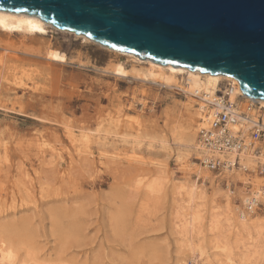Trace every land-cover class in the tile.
<instances>
[{"label":"rangeland","instance_id":"rangeland-1","mask_svg":"<svg viewBox=\"0 0 264 264\" xmlns=\"http://www.w3.org/2000/svg\"><path fill=\"white\" fill-rule=\"evenodd\" d=\"M48 31L0 34V239L14 247L11 264H191L193 254L197 264H264V225L239 235L234 228L241 213L250 214L246 201L259 173L239 171L243 184L232 172H208L204 158L179 145L176 131L198 103L185 96L181 79L169 89L132 73L115 77L113 66L130 70L137 62ZM81 132L93 137L87 147ZM131 150L142 163L124 161ZM150 181L157 184L151 191ZM187 182L197 184L198 209ZM195 210L201 232L186 238L179 222ZM254 210L253 219L263 220L264 204Z\"/></svg>","mask_w":264,"mask_h":264},{"label":"water","instance_id":"water-1","mask_svg":"<svg viewBox=\"0 0 264 264\" xmlns=\"http://www.w3.org/2000/svg\"><path fill=\"white\" fill-rule=\"evenodd\" d=\"M3 11L162 67L231 77L264 101V0H0Z\"/></svg>","mask_w":264,"mask_h":264},{"label":"bare ground","instance_id":"bare-ground-1","mask_svg":"<svg viewBox=\"0 0 264 264\" xmlns=\"http://www.w3.org/2000/svg\"><path fill=\"white\" fill-rule=\"evenodd\" d=\"M49 29L51 30H55V31H60V32H64V33H69L71 35H73L75 38H80L82 39L83 43H88V44H93V45H98L100 46L101 48H104L108 51H111V52H114L115 54H118V55H122V56H126L127 58L131 59L133 62H137V65L133 66L130 70H127L125 68V66H123L121 63L117 64L115 67L113 66L112 67V71L110 72L113 76H119L121 78H124V77H127L129 76L130 73H132L133 75V79L135 78H138L140 81H149V83L151 82L152 83H157V84H161L167 88H171L173 86H177L179 84H177L176 80L178 79H181V84L179 85V87L182 88V91L183 93L185 94V96L190 99L191 101L194 99L195 101H198L197 103V108L196 110H194L192 112V114L188 117V120H189V124L188 126L186 127H182L181 128V131H176L178 134H179V139L181 140L180 142V146L181 147H184L188 152H191L192 154L194 153L197 157H202L204 158V156L206 155V151L203 149L202 146L199 145L198 143V138H197V130L200 129L201 127L202 128H206L207 127V118H206V115H202V111L204 110L205 111V108H204V105L205 103L207 102H211L213 100V98H215L217 92L219 91H223L224 93H226L228 95V99L230 101H233V102H237V101H241V99L246 103V100L248 99L245 98L240 90H239V84L237 81H235V79L231 78V77H226V76H223V75H220V74H207V73H199V72H196V71H189L187 70L186 68H174L173 66H166V67H162L160 65H157V64H152L150 63L149 61H146V60H143V59H139L135 56H133L132 54H129V53H126V52H120V51H114V50H111L109 48H105L99 44H96L94 43L93 41L89 40L86 36L84 35H75L71 32H68V31H65V30H57L55 29L54 27H52L50 24L42 21L41 19L37 18L36 16H31V15H28L26 13H12V12H7V11H3V12H0V34L3 35H8V36H14V35H17V36H20V37H25L28 36V37H36V36H45L46 34L49 33ZM139 64H145L147 65L148 67H143ZM106 71V70H105ZM160 85V86H161ZM172 90V89H171ZM250 99V98H249ZM251 101H254V100H251ZM257 103L260 105V108L264 109V101H258L257 100ZM194 120H196V125H194ZM117 125V124H116ZM68 128V127H67ZM232 130H238L239 129V126L236 125V126H232L231 127ZM72 129V128H71ZM102 131V130H101ZM68 136L72 139L75 138L74 136V133L71 132V131H66ZM245 129H243V135H245ZM105 134H106V131H105ZM111 134V133H110ZM113 135V134H112ZM78 136V135H77ZM100 136V135H99ZM117 137V135H115ZM121 137V134L118 135ZM123 136V135H122ZM108 137V136H107ZM126 137V136H125ZM196 137V138H195ZM246 137V135L244 136ZM93 138L91 137V135H88L87 133L85 132H81V134L79 135V142H83L82 144H84L86 147H87V143L89 142V140ZM96 139V137H94ZM99 138V140H97ZM97 141L100 142V137H97ZM135 139V138H134ZM142 139V138H141ZM98 142V143H99ZM107 142V141H106ZM124 142V141H123ZM246 142H248V140L246 139ZM92 142H90L91 144ZM105 143V142H104ZM107 143H110V142H107ZM127 143V142H126ZM164 143V142H162ZM44 144V143H43ZM139 144V143H138ZM76 145V144H75ZM97 145V144H96ZM101 145V144H100ZM45 145H43L44 147ZM89 146V145H88ZM151 146V145H150ZM165 146V145H164ZM179 146V147H180ZM131 147V146H130ZM149 147V146H148ZM152 148V146L150 147ZM162 148V146H161ZM83 149V148H82ZM91 149V148H90ZM104 149V148H103ZM118 149V148H117ZM134 149V148H133ZM136 149V148H135ZM182 149V148H181ZM86 150V149H84ZM89 150V149H88ZM115 151V150H114ZM130 151V150H129ZM149 152V151H148ZM186 152V151H185ZM81 153V152H79ZM86 153V152H85ZM97 153V152H96ZM82 154V153H81ZM88 154V153H86ZM92 154V153H90ZM107 154V153H106ZM83 155V154H82ZM85 155V154H84ZM109 155H112L109 153ZM183 155V154H182ZM181 155V156H182ZM204 155V156H202ZM91 156V155H90ZM179 155L177 154V157ZM235 156V153L234 154H231V156L229 157V159L233 160ZM236 156L239 157V160H238V163H239V166L238 167H235V168H232L231 170H222L223 173L227 172V173H230L231 172L236 175V177L240 180V182H242L243 184L246 183V178L245 176H242V174L239 172L241 171L242 173L244 172H249L248 170H253L254 172L257 171H261L262 173H259L261 174L262 177L259 176V174L257 173H254V187H253V190H252V194L250 196V201H246L248 204H246V209L248 212H250V214H247V215H250V216H247L245 213H241V215L237 218V221H235V225L236 227V230L235 232L237 231L238 232V235L239 233L241 232H245V233H250V229L251 227L256 228V227H259L260 225H264V218L263 220H259L258 218L260 216L256 215L257 219H253L254 217L251 216V214H254L255 215V206L259 205V203H262L264 204V154L263 152H258V153H255L253 152V149L250 148L249 150L247 148L243 149L240 153H238ZM109 157V156H107ZM121 156H118V155H112L110 156L109 158L115 160L117 159L118 161L121 159L119 158ZM124 157V161H128V162H131V163H142L143 161V158L141 156H139L138 154H136L134 152V150H131V152H125L123 154ZM182 157H185V156H182ZM181 157V161L183 160ZM105 158V157H104ZM224 157L220 156V159H223ZM108 159V158H106ZM179 159V157H178ZM116 160V161H117ZM123 160V159H122ZM204 159H201L200 161L202 162ZM184 161V160H183ZM151 162V161H150ZM154 163V162H152ZM179 163V162H178ZM182 163V162H181ZM129 164V163H128ZM131 165V164H130ZM147 165V164H146ZM152 165V164H151ZM154 165L156 166L157 164L154 163ZM162 165V164H161ZM182 166L184 164H181ZM136 166V165H135ZM140 166V165H139ZM163 166V165H162ZM185 166V165H184ZM137 167V166H136ZM154 167V166H153ZM186 167V166H185ZM156 168V167H155ZM154 168V172L156 170H158V167L155 169ZM160 168V167H159ZM203 168V167H202ZM205 169V168H203ZM235 169H237V171H235ZM164 170V168H163ZM206 170V169H205ZM139 171V169L137 170V172ZM144 172V170H142ZM208 171V170H206ZM235 171V172H233ZM158 171H156L155 173H157ZM165 172V171H164ZM209 172V171H208ZM153 173V175L155 174ZM250 173V172H249ZM167 174V173H166ZM156 175V174H155ZM151 176V175H150ZM170 176V175H169ZM168 176V177H169ZM172 176V175H171ZM153 177V176H152ZM155 179H153L152 181H154ZM172 181V179H170ZM152 181L151 184L153 183ZM170 181V182H171ZM178 182V181H177ZM180 182V181H179ZM178 182V183H179ZM182 182V181H181ZM180 182V183H181ZM141 183V182H140ZM139 183V184H140ZM184 183V182H183ZM147 184V182H146ZM155 184V185H154ZM186 185H189L188 182L185 183ZM185 184H179L180 185V188H183L185 186L186 188V185ZM145 185V184H144ZM156 181L153 183V187L152 185L149 187L148 185V190H152L153 188L156 187ZM174 185V184H173ZM147 186V185H145ZM138 187V185H137ZM190 189L188 190H184V191H188L185 192L188 194V198H189V204L191 205L192 203L194 204V208L198 209L199 208V204L198 203H194V199H202L201 197H198L196 193L197 191V184L195 182L192 183V185L190 184L189 186ZM147 188L145 187V189L147 190ZM179 188V186H178ZM177 188V185H176V189ZM157 189V188H156ZM161 189V187H160ZM159 188L157 189V191L160 190ZM184 189V188H183ZM137 190V189H136ZM181 190V189H180ZM179 189L177 191L178 194L182 191H180ZM156 191V192H157ZM183 191V192H184ZM149 192V191H147ZM154 192V191H152ZM151 193V192H150ZM175 193V192H174ZM182 193V192H181ZM185 193L184 196L186 195ZM177 194V195H178ZM153 195V194H152ZM181 197V194H179ZM183 196V195H182ZM178 197V198H179ZM183 198V197H181ZM180 200V199H179ZM181 201V200H180ZM185 202V200L183 201ZM182 204H185V203H182ZM192 204V205H193ZM201 204V203H200ZM188 205V204H187ZM188 206V208H192L191 206ZM182 206V205H181ZM180 206V207H181ZM198 206V208H197ZM187 208V206H185ZM185 207H182L183 209ZM187 208V210H188ZM201 209V208H200ZM186 210V209H185ZM186 212H189V211H186ZM201 213V211H200ZM200 213H199V210H195V212L193 213H189V217L184 221L185 224L181 222H179L180 224H182L181 226L185 225L184 227H181L183 229H181L179 227V230L178 232H183L182 235L185 233L184 236H186V234H189V233H195V227H197V223L198 221L201 219L200 217ZM186 214V213H184ZM240 214V213H239ZM202 215V214H201ZM214 216V215H213ZM183 217H187L186 215L183 216ZM212 217V216H211ZM120 218V217H119ZM214 219V218H213ZM211 219V222L214 220ZM210 222V221H209ZM212 222V223H213ZM216 222V221H215ZM117 223V222H116ZM200 223V221H199ZM118 224V223H117ZM211 224V223H210ZM214 226L215 224L217 223H213ZM116 225V224H115ZM218 225V224H217ZM216 225V226H217ZM234 225V224H233ZM262 225V226H263ZM179 226V224L177 225V227ZM209 226V225H208ZM215 226V227H216ZM261 226V228H262ZM198 227L199 229L197 230L196 233H198L197 235H200L199 233V230H200V224H198ZM233 227V226H232ZM195 228V229H194ZM210 228V227H209ZM212 228V226H211ZM210 228V230H211ZM214 228V227H213ZM212 228V230H214ZM260 228V227H259ZM258 228V229H259ZM232 229V228H231ZM249 229V231H245ZM257 229V228H256ZM264 229V228H263ZM209 230V229H208ZM233 230V231H234ZM207 231V230H206ZM231 231V230H230ZM209 232V231H208ZM212 232V231H210ZM195 233V234H196ZM219 233V232H218ZM263 233V232H262ZM193 234L191 236H193ZM237 234V233H236ZM260 234V233H259ZM196 235V237H197ZM202 235V234H201ZM263 235V234H262ZM195 236V235H194ZM188 236H186L187 238ZM262 237V236H261ZM192 238V237H191ZM204 238V237H203ZM251 238V237H250ZM253 238V237H252ZM251 238V239H252ZM183 239V237H182ZM185 239V237H184ZM190 239V236L188 238L187 241H189ZM250 239V241H252ZM191 240V239H190ZM257 240V239H256ZM197 241V240H196ZM184 242H186L184 240ZM192 242V241H191ZM249 242V240L247 241ZM256 241L254 240L253 243H255ZM188 243V242H186ZM252 243V242H251ZM250 243V244H251ZM262 243V242H260ZM189 244V243H188ZM216 244V243H215ZM218 244V243H217ZM216 244L218 251L221 247L218 248V245ZM249 244V246H251ZM185 245V244H184ZM190 246V244L188 245ZM186 246V247H188ZM246 246V245H245ZM248 246V247H249ZM252 246H255V245H252ZM251 246V247H252ZM191 247V246H190ZM257 247V246H255ZM189 248V247H188ZM195 248V247H194ZM214 248V250H216ZM192 249V248H191ZM247 249V248H246ZM258 249V248H257ZM221 250V249H220ZM181 251V250H180ZM191 251V250H190ZM193 251V250H192ZM248 251V250H247ZM250 251L252 253V251H254V248L251 250L250 248ZM13 252H14V247L13 245L11 244V242H7L5 239H0V264H11L12 261H13ZM217 252V250H216ZM194 253V251H193ZM200 253V252H199ZM248 253V252H247ZM256 253V252H255ZM217 254V253H216ZM202 254L200 253L198 256L200 257ZM245 255V254H244ZM247 255V254H246ZM221 256V255H220ZM229 256V255H228ZM226 255V259L228 257ZM231 258V256L229 257ZM235 258V257H234ZM225 259V260H226ZM232 259V258H231ZM230 259L229 262H232V260ZM197 260H195V255L193 254L192 257L190 258V262L191 264H197L196 262ZM247 261V260H246ZM248 262V261H247ZM254 262V261H253ZM209 263V262H208ZM251 263V262H250Z\"/></svg>","mask_w":264,"mask_h":264},{"label":"built area","instance_id":"built-area-1","mask_svg":"<svg viewBox=\"0 0 264 264\" xmlns=\"http://www.w3.org/2000/svg\"><path fill=\"white\" fill-rule=\"evenodd\" d=\"M251 100L233 102L226 93L219 91L211 102L205 103L202 115H206L207 127L197 130L198 143L206 151V155H202L204 160L200 161L203 168L217 172L238 167L236 155L245 148L264 154V109L257 100ZM236 125L239 129L232 130L231 127ZM234 153L233 160L229 159ZM220 156L224 158L220 159Z\"/></svg>","mask_w":264,"mask_h":264}]
</instances>
